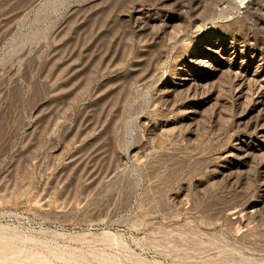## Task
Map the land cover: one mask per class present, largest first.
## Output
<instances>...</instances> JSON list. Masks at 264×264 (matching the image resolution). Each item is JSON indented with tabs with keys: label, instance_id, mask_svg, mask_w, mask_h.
I'll return each mask as SVG.
<instances>
[{
	"label": "rangeland",
	"instance_id": "374dc122",
	"mask_svg": "<svg viewBox=\"0 0 264 264\" xmlns=\"http://www.w3.org/2000/svg\"><path fill=\"white\" fill-rule=\"evenodd\" d=\"M45 1L0 0V264H264V157L224 158L262 143L255 87L168 92L206 72L223 0H65L36 26ZM261 8L214 30L252 66Z\"/></svg>",
	"mask_w": 264,
	"mask_h": 264
},
{
	"label": "bare ground",
	"instance_id": "6f19581e",
	"mask_svg": "<svg viewBox=\"0 0 264 264\" xmlns=\"http://www.w3.org/2000/svg\"><path fill=\"white\" fill-rule=\"evenodd\" d=\"M64 1L65 0L45 1L39 9L35 25L37 26L39 23H41L43 18L51 10L55 9ZM222 2V10L220 14L217 15V22L211 24V27L209 29L210 31L212 28H214L210 32V35L214 36V40H210L204 47L202 52L197 53L189 60V63L192 64V66H196L199 69H206V72H202L198 77H191V75L178 78V82L174 84L175 88L169 90L168 92L172 93L173 95L176 93V90H178V93H182L185 89L188 92H191L194 86L196 87V85L198 84L201 86H206L209 83L218 80L223 74L228 73L230 75L233 74L236 76L235 81L237 83V88L235 90V96L237 101L241 102L245 101L246 97L251 92L249 85H253L255 87V96L253 98L252 107L256 112V114L254 115V122L256 123V125L255 132L252 134V136L258 141H262V143H253V146L250 148L239 145L234 149V152L227 151L224 153L225 159H238V169L247 171V168L250 166L253 159L261 156L264 157V62L260 63L259 60V63L257 65L252 66L253 62L256 60V57L254 55L247 54V52L241 48L239 43L234 41L231 42L230 46L227 47V44L225 45L223 39L219 35H216L217 33L214 30L220 28L217 23L220 24V26L232 25L236 24L240 19L248 18L252 14L254 4H258L259 7L263 8L264 0H223ZM136 14H142V11L136 10ZM140 29H142V27H140ZM215 36H218V38H216ZM32 38L33 33L30 35H26L23 40H30ZM215 59L216 64L214 63L213 66L209 67L207 64L209 62H214ZM197 112L195 110L188 111V119L193 121L196 118ZM251 122H253L252 118H250V123ZM188 126L189 125H187V127ZM262 171L264 173V166L262 167ZM254 211L255 205L248 204L237 210L232 211L230 209L227 212V217H229L236 224L244 225L248 222L249 219L257 216ZM3 241L5 240L0 239V242Z\"/></svg>",
	"mask_w": 264,
	"mask_h": 264
}]
</instances>
